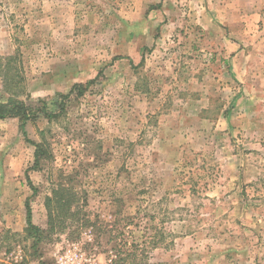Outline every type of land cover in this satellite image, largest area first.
Listing matches in <instances>:
<instances>
[{
	"label": "rangeland",
	"instance_id": "obj_1",
	"mask_svg": "<svg viewBox=\"0 0 264 264\" xmlns=\"http://www.w3.org/2000/svg\"><path fill=\"white\" fill-rule=\"evenodd\" d=\"M215 5L0 0V101L53 112L24 133L0 119V264H56L70 243L96 264H264V35L237 62L220 33L184 32ZM60 180L79 219L36 243L26 206L46 229Z\"/></svg>",
	"mask_w": 264,
	"mask_h": 264
},
{
	"label": "trees",
	"instance_id": "obj_2",
	"mask_svg": "<svg viewBox=\"0 0 264 264\" xmlns=\"http://www.w3.org/2000/svg\"><path fill=\"white\" fill-rule=\"evenodd\" d=\"M87 84H74L73 87L66 94L61 96L68 99L71 93L78 88V93H82L83 88ZM18 94H11L6 101H0V119L5 118H17L20 122V130L25 132V125L27 122H34L38 117L42 116L50 118L53 112L46 109L45 102H42L44 106L36 107L34 101L29 97L18 98ZM34 146V162L33 169H39L41 161L49 157L50 152L42 142H32ZM60 179L63 174L59 175ZM61 179V180H62ZM58 181L55 187L51 190L50 196L46 197V209H47V228L42 229L31 222V210L26 206V226L24 233L27 237L32 238L36 243L40 242L46 236L45 233L54 231L57 227L60 228L65 225V219L70 218L75 220L76 215L73 212V206H76V195L72 186H67L63 181ZM68 216V217H67ZM79 219V218H78ZM76 219V220H78ZM81 220V219H80ZM87 218H83V223L86 224ZM44 234V235H43Z\"/></svg>",
	"mask_w": 264,
	"mask_h": 264
},
{
	"label": "crops",
	"instance_id": "obj_3",
	"mask_svg": "<svg viewBox=\"0 0 264 264\" xmlns=\"http://www.w3.org/2000/svg\"><path fill=\"white\" fill-rule=\"evenodd\" d=\"M166 0H159V3L162 4ZM180 1V0H179ZM182 1V0H181ZM207 2H212L217 4L216 10L219 12L224 11L222 14L219 13L217 16H210L209 13L203 18L197 17L196 14H186L188 16L187 19H190V25L197 20H202L204 24H201V29L197 28V26L194 25V27L190 26V29L187 32V29H185V33H188L189 35L197 34L198 31H202L203 35H206L207 38H210L211 45L214 43L213 38H211V35L217 36L218 33L221 34V36L224 38V42L220 46V49L224 50H230L237 52L235 54L236 58L233 59V61H240L238 58H242L244 55V51H248L249 49H253V47L249 46L248 38L245 39V37L254 36L257 37L258 35L262 36L264 35V0H205ZM195 2V1H194ZM182 3V2H179ZM257 5L255 10L251 9V5L254 4ZM260 3V5H259ZM149 12H156V10L149 11ZM158 12L165 13L166 9L163 11L159 8ZM194 15V16H193ZM182 17V16H181ZM177 18V21L181 22V25H184L186 28V18ZM218 18L217 20H215ZM208 20V21H207ZM257 23H255V22ZM180 30V31H179ZM179 30H174V34L178 35L182 31V28ZM178 32V33H177ZM168 34V31L166 30L164 32V35ZM232 37V38H230ZM257 41V39H256ZM254 43V42H253ZM216 45V44H215ZM255 46L262 45L264 46V38H262L260 41H257L254 43ZM254 46V47H255ZM233 62V66H234Z\"/></svg>",
	"mask_w": 264,
	"mask_h": 264
},
{
	"label": "built area",
	"instance_id": "obj_4",
	"mask_svg": "<svg viewBox=\"0 0 264 264\" xmlns=\"http://www.w3.org/2000/svg\"><path fill=\"white\" fill-rule=\"evenodd\" d=\"M56 264H96L78 244L70 243L55 256Z\"/></svg>",
	"mask_w": 264,
	"mask_h": 264
}]
</instances>
